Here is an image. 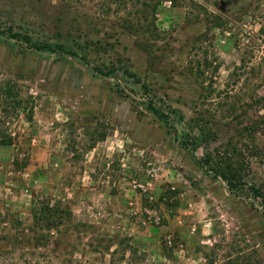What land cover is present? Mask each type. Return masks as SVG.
Wrapping results in <instances>:
<instances>
[{"label": "rangeland", "instance_id": "rangeland-1", "mask_svg": "<svg viewBox=\"0 0 264 264\" xmlns=\"http://www.w3.org/2000/svg\"><path fill=\"white\" fill-rule=\"evenodd\" d=\"M119 1L0 0V29L88 59L0 33V264L34 249V198L91 226L43 264H264V131L243 129L264 113V0Z\"/></svg>", "mask_w": 264, "mask_h": 264}, {"label": "trees", "instance_id": "trees-1", "mask_svg": "<svg viewBox=\"0 0 264 264\" xmlns=\"http://www.w3.org/2000/svg\"><path fill=\"white\" fill-rule=\"evenodd\" d=\"M119 1V0H118ZM171 1V0H170ZM120 2V1H119ZM156 10V8H154ZM0 33H7L10 38H21L25 43L30 45V47L35 48L37 50H47L50 52L60 51L61 53L68 54L74 57H80L85 63H88V59L84 56H78V54L70 49H67L63 44L52 45L48 43L38 44L32 41V38L29 34L22 33H13V29L10 26L6 30L0 29ZM94 71L100 75L107 76L111 72H104L102 68L98 66H94ZM126 74L129 77L135 79L137 83H140L142 88L147 91L148 86L145 83H142L135 73L129 72L126 70ZM261 105L264 108V96L261 98ZM255 105V104H254ZM149 108L153 112V114L158 118H164L167 114L162 113L153 103L152 100L149 101ZM25 116L28 120H31L33 114V107L24 108ZM245 131H248L251 135L255 134L257 131H264V113L258 114V116L254 119H251L246 126L243 127ZM202 132L204 129L201 130ZM12 135L8 133L6 130H0V143H6L10 145L12 140ZM183 144H185L183 142ZM186 145V144H185ZM211 155L208 154L204 158H200L202 167H204L207 171L211 172L214 178H221L226 182L228 187L232 190L237 188L240 184L248 185V188L254 193V195L260 196L259 189L254 185H249L246 182H242L237 178L236 168L231 163V160H225L223 162H212ZM31 215H32V230L34 232V249L33 250H20L17 256H15V252H7L5 254H10L14 258V260L23 261L25 264H43L46 257L45 246L48 244L50 239L52 238L55 232H60L61 229H75L81 230L85 229L88 224H84L82 222H78L75 220L73 212L69 205L61 202L60 200L52 201V200H39L33 199L32 207H31ZM39 249V250H38ZM3 255V254H2ZM0 254V257L2 258ZM11 260V257L7 258ZM36 259V261H32ZM13 260V261H14ZM3 264H6L5 262Z\"/></svg>", "mask_w": 264, "mask_h": 264}]
</instances>
